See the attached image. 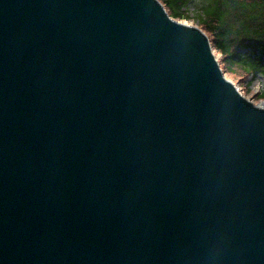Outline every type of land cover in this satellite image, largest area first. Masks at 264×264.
Returning <instances> with one entry per match:
<instances>
[{
	"label": "water",
	"instance_id": "obj_1",
	"mask_svg": "<svg viewBox=\"0 0 264 264\" xmlns=\"http://www.w3.org/2000/svg\"><path fill=\"white\" fill-rule=\"evenodd\" d=\"M0 264H264V108L159 0H0Z\"/></svg>",
	"mask_w": 264,
	"mask_h": 264
},
{
	"label": "trees",
	"instance_id": "obj_2",
	"mask_svg": "<svg viewBox=\"0 0 264 264\" xmlns=\"http://www.w3.org/2000/svg\"><path fill=\"white\" fill-rule=\"evenodd\" d=\"M170 16L191 18L195 0H159ZM193 19L220 53L223 72H264V0H198ZM245 49L246 52H242Z\"/></svg>",
	"mask_w": 264,
	"mask_h": 264
},
{
	"label": "rangeland",
	"instance_id": "obj_3",
	"mask_svg": "<svg viewBox=\"0 0 264 264\" xmlns=\"http://www.w3.org/2000/svg\"><path fill=\"white\" fill-rule=\"evenodd\" d=\"M198 0H195L194 3L189 7V14L191 18L185 20H179L184 23H189L197 25V22L193 19V15L197 13V8L199 6ZM214 49V48H213ZM242 52H246L245 49ZM214 53L217 56V59L221 58L220 53H217L214 49ZM220 67L221 63L219 62ZM222 68V67H221ZM225 76L230 79L238 88V90L246 98H249L254 104H264V72L259 70L253 75L250 74H230L224 72Z\"/></svg>",
	"mask_w": 264,
	"mask_h": 264
},
{
	"label": "bare ground",
	"instance_id": "obj_4",
	"mask_svg": "<svg viewBox=\"0 0 264 264\" xmlns=\"http://www.w3.org/2000/svg\"><path fill=\"white\" fill-rule=\"evenodd\" d=\"M217 57V56H216ZM222 69V68H221ZM259 107L264 108V104H257Z\"/></svg>",
	"mask_w": 264,
	"mask_h": 264
}]
</instances>
